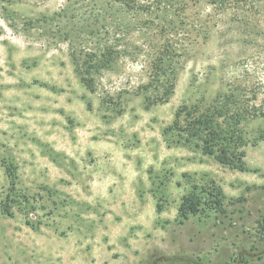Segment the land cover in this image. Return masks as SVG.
I'll list each match as a JSON object with an SVG mask.
<instances>
[{
  "label": "rangeland",
  "instance_id": "obj_1",
  "mask_svg": "<svg viewBox=\"0 0 264 264\" xmlns=\"http://www.w3.org/2000/svg\"><path fill=\"white\" fill-rule=\"evenodd\" d=\"M164 37L176 48L172 93L148 107ZM262 47L264 2L242 15L219 0H0V201L9 166L26 196L10 197L12 216L0 211V264H80V246L108 240L119 250L137 222L164 226L160 247L138 264L153 254L237 264L243 248L262 252L264 117L240 126L244 170L163 135L180 106L211 104L228 84L264 82ZM108 49L120 55L93 69L90 92L80 69L87 54ZM213 185L224 194L219 208L206 193ZM191 191L202 211L178 224L175 207ZM260 255L242 264H264ZM131 257L117 253L118 264H135Z\"/></svg>",
  "mask_w": 264,
  "mask_h": 264
},
{
  "label": "trees",
  "instance_id": "obj_2",
  "mask_svg": "<svg viewBox=\"0 0 264 264\" xmlns=\"http://www.w3.org/2000/svg\"><path fill=\"white\" fill-rule=\"evenodd\" d=\"M247 2V0H219L222 8L223 6L235 7L238 11L240 10L242 15H244V12H251V9H260L264 0L250 1L252 8L245 6ZM165 37L156 47L152 61L154 74H150V81L145 86V89L151 87L153 90H157L159 88L154 96L155 100L147 103L148 107L155 105L157 102H167L168 95L172 93V80H170L167 73L168 70L169 73L173 72L172 65L176 48L170 40L171 38ZM261 49L262 51L257 56L260 54L264 56V47ZM93 54L86 55L87 59L83 62L86 68L80 69L81 82L90 92L95 90L94 77L90 74L93 69L98 71L109 68L120 55L111 49H108L107 53L102 52L98 57ZM263 83L258 81L251 87L247 82L228 84V91L218 96L211 104L201 105L195 103L190 106H180L175 113L172 124L163 132L164 136H167L168 132L171 133L173 139L168 142L169 146L172 142L175 145L181 144L189 148L199 149L203 155L213 157L222 166L244 170L245 151L242 148L247 141L242 136L240 126L247 120L264 117V96L261 100L258 98L261 89L264 87ZM145 99L149 101L150 96H146ZM260 139L264 141V136H260ZM6 174L9 178V192L6 198L0 201V211L5 216H12L11 207L15 202L14 198L16 196L26 198V196L17 194V174L13 167L6 168ZM210 181L215 183L213 180ZM206 193L215 206L219 208L223 205L224 194L219 185H213ZM12 196L14 198H10ZM162 210V205L157 202L156 212L160 213ZM201 211L200 198L192 191L188 192L182 195L178 205L177 223L183 224L190 216L200 215ZM26 221L27 224L34 227L30 220ZM171 260L178 264H191L192 262L190 256L183 254L173 255Z\"/></svg>",
  "mask_w": 264,
  "mask_h": 264
},
{
  "label": "crops",
  "instance_id": "obj_3",
  "mask_svg": "<svg viewBox=\"0 0 264 264\" xmlns=\"http://www.w3.org/2000/svg\"><path fill=\"white\" fill-rule=\"evenodd\" d=\"M176 208H178V206L175 207V209ZM169 222L170 221H167L165 223ZM130 228L133 229L132 237H128L127 242L124 241L125 243H121L119 250L114 248L113 243H110L108 240L100 245L91 246L90 249H87L88 247L85 248L80 246V264H118L117 253L126 254L130 257L132 256V261L135 264H138L141 256L155 248L158 249L160 247L159 243L164 239L163 224L150 223L146 226L137 222ZM149 231H151V234L148 233ZM86 244L87 243H83V245ZM82 250L86 252H83ZM138 251H140L139 254H136ZM188 252L193 253L191 249L188 250Z\"/></svg>",
  "mask_w": 264,
  "mask_h": 264
},
{
  "label": "flooded vegetation",
  "instance_id": "obj_4",
  "mask_svg": "<svg viewBox=\"0 0 264 264\" xmlns=\"http://www.w3.org/2000/svg\"><path fill=\"white\" fill-rule=\"evenodd\" d=\"M260 254H264V248H263V251L260 253L252 252V251H250V249L243 248L241 251H238L236 253L237 264H242L244 257H246L248 255L252 256V257H261ZM151 261H152V264H172V263H175L169 257H155L154 254L152 255Z\"/></svg>",
  "mask_w": 264,
  "mask_h": 264
}]
</instances>
